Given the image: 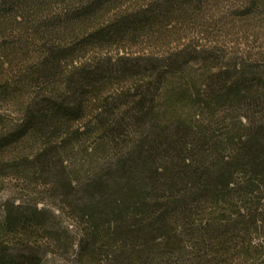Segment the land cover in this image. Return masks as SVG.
Masks as SVG:
<instances>
[{
    "label": "trees",
    "instance_id": "trees-1",
    "mask_svg": "<svg viewBox=\"0 0 264 264\" xmlns=\"http://www.w3.org/2000/svg\"><path fill=\"white\" fill-rule=\"evenodd\" d=\"M259 34L264 0H0V184L73 217V264H264ZM37 201L0 264L70 247Z\"/></svg>",
    "mask_w": 264,
    "mask_h": 264
},
{
    "label": "rangeland",
    "instance_id": "rangeland-1",
    "mask_svg": "<svg viewBox=\"0 0 264 264\" xmlns=\"http://www.w3.org/2000/svg\"><path fill=\"white\" fill-rule=\"evenodd\" d=\"M260 32V31H259ZM239 48L244 50L245 48L264 46V37L259 34L257 37H250L246 41L240 39ZM33 188V186H32ZM32 188H26L18 180L7 177L0 184V221L3 217V206L8 201H26L29 196H35L38 208L46 209L51 216L54 217V232L58 234L61 244H70L66 247H60L58 244L52 242L47 243L45 240L39 241L40 248L43 252L41 258L43 264H73V250L75 249V237L77 235V225L73 217L67 212H63L58 204L50 199H47L40 194L41 188L35 187V191ZM35 192V193H34ZM33 193L35 195H33ZM72 242V243H71ZM72 246V247H71Z\"/></svg>",
    "mask_w": 264,
    "mask_h": 264
}]
</instances>
